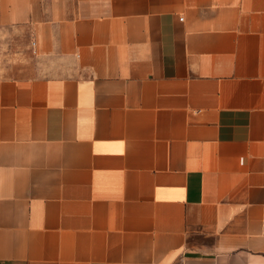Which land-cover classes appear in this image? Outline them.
<instances>
[{
    "label": "crops",
    "instance_id": "obj_1",
    "mask_svg": "<svg viewBox=\"0 0 264 264\" xmlns=\"http://www.w3.org/2000/svg\"><path fill=\"white\" fill-rule=\"evenodd\" d=\"M264 0H0V264H264Z\"/></svg>",
    "mask_w": 264,
    "mask_h": 264
},
{
    "label": "built area",
    "instance_id": "obj_2",
    "mask_svg": "<svg viewBox=\"0 0 264 264\" xmlns=\"http://www.w3.org/2000/svg\"><path fill=\"white\" fill-rule=\"evenodd\" d=\"M263 94H264V90H263Z\"/></svg>",
    "mask_w": 264,
    "mask_h": 264
}]
</instances>
